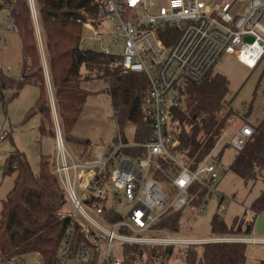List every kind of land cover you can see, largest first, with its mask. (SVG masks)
I'll use <instances>...</instances> for the list:
<instances>
[{
  "label": "built area",
  "instance_id": "built-area-1",
  "mask_svg": "<svg viewBox=\"0 0 264 264\" xmlns=\"http://www.w3.org/2000/svg\"><path fill=\"white\" fill-rule=\"evenodd\" d=\"M27 1L40 41L38 1ZM0 8L9 10V23L14 24L9 1L0 0ZM98 18L97 25L85 23L93 32L90 40L102 42L98 26H107L109 34L114 33L112 43L121 40L123 71L142 73L149 81L142 110L150 135L143 143L120 140L91 156L77 157L68 147L51 97L57 146L53 169L73 207L72 224L53 264H125L126 244L187 247L241 242L264 246V238L254 230L248 235L186 238L154 227L169 210L188 205L189 189L195 182L218 194L221 166L217 148L226 142L236 151L243 150L253 135L249 123L224 132L209 155L191 170L179 160L183 152L178 148L171 108L182 106L188 87L216 73L227 56L249 70L260 65L264 58V0H98ZM4 31L0 21V46L6 43ZM105 51L111 54L110 48ZM6 136L2 132L0 140ZM132 147H142L144 155L124 152ZM88 195L105 201L88 202ZM119 203L125 204L127 213L118 209ZM108 205L123 217L116 221L105 217ZM217 211L226 215L223 204ZM76 222L86 227V239H80ZM29 256H34L35 264H44L39 252L0 258V264H26Z\"/></svg>",
  "mask_w": 264,
  "mask_h": 264
},
{
  "label": "trees",
  "instance_id": "trees-1",
  "mask_svg": "<svg viewBox=\"0 0 264 264\" xmlns=\"http://www.w3.org/2000/svg\"><path fill=\"white\" fill-rule=\"evenodd\" d=\"M8 1L14 19L13 27L18 31L22 43V64L19 78L0 71V101L6 100L8 91H12L11 99L17 97L26 85H38L41 94L37 109L42 115L39 130L41 134H47L46 124L53 125V113L36 25L27 0ZM37 1L53 96L68 142L72 140L73 126L80 118L86 102L87 93L81 86L82 67L99 59L97 52L82 47L85 23L98 24V0ZM91 56L95 58L90 59ZM108 81L117 124L114 144L130 139L136 143L145 142L150 135L148 121L142 110L149 86L146 75L121 69L111 74ZM229 85L226 75L213 73L203 82L188 87L182 106L171 108L172 122L177 128L178 148L183 152V162L191 170H195L209 155L224 132L234 128L236 120H242L232 105ZM252 126L253 135L243 150L236 151L229 168L245 183L256 180L264 182V118ZM132 128L135 129L129 135ZM51 133L55 136L54 130ZM124 152L144 155L142 147L128 148ZM4 171L15 174V181L3 201L0 258L22 257L39 252L44 264H53L63 236L72 224L73 212L67 208L71 202L53 169L50 157L41 156L40 170L36 174L26 154L14 150L5 160ZM189 192V202L185 208H201L213 195L199 181L190 187ZM219 199L218 208L222 204ZM87 200L93 203L105 201L92 195H88ZM185 208L169 210L154 227L179 233ZM251 210L256 215L264 212V190L253 202ZM103 214L111 221L123 217L109 205L105 206ZM75 228L80 233V239H86L83 232L86 227L76 222ZM253 230L254 220L247 219L246 214L227 223L217 211L211 219L213 236L248 235ZM247 246L241 242H211L187 247L126 244L123 246V255L125 264H166L177 250L184 264H245Z\"/></svg>",
  "mask_w": 264,
  "mask_h": 264
},
{
  "label": "rangeland",
  "instance_id": "rangeland-1",
  "mask_svg": "<svg viewBox=\"0 0 264 264\" xmlns=\"http://www.w3.org/2000/svg\"><path fill=\"white\" fill-rule=\"evenodd\" d=\"M8 16L9 10L0 8V21L5 29L3 38L6 40V43L0 46V71L14 78H19L22 64V43L18 31L14 30L13 24L9 23ZM98 29L104 36L102 42L91 41L90 37L93 36V32L88 28L84 29L83 34L82 47L97 52L99 59L89 63V65L84 64L81 70L83 78L81 86L87 93L86 102L80 118L73 126L72 140L68 142L66 140L69 149L77 157H82L86 151L88 152L92 148L97 150L103 147H111L117 137V124L113 114L108 78L111 74L118 73L122 69L121 40L114 44L112 43L114 33L109 34L107 26H98ZM106 48L111 49V54L106 53ZM9 66L11 67L10 71L7 70ZM218 69H221V74L230 76L227 77L230 81L229 89L231 98L233 97V107L243 110L244 106H252L257 93V81H255L254 74L252 75L256 69L249 70L250 75L247 70H240L230 58H225L223 65ZM239 72H247L248 76L237 85L241 76ZM47 90L51 102L53 95L48 84ZM11 92L6 93L5 101H0V134L7 132L6 138L0 140V218L3 201L7 198L15 181V174H7L4 171L5 160L9 153L14 150L24 152L36 174L40 170L42 155L50 157L52 163L57 155L55 136L51 133L55 129L53 111V125L46 124L49 132L41 134L39 130L42 115L37 109V101L41 94V88L38 85H26L17 97L9 99ZM245 118L246 115H241L243 121ZM242 120H236L235 124H240ZM133 130H130L129 135ZM82 141L83 143H81ZM223 148L225 149L220 165L221 170H227L228 173L236 156V150L229 146L225 147L224 144L220 145L219 149L222 150ZM179 160L183 161V158L179 157ZM224 204L228 208L225 220L227 223H231L234 216L237 215L238 206L228 199H224ZM117 207L127 213L125 204L119 203ZM67 208L70 212L73 211L71 203ZM201 208L205 210L204 213H201ZM201 208L188 206L183 209L180 232H175L178 233V236L211 238L214 235L211 231V219L218 208L217 194L211 195L207 203ZM26 258V264H35L34 256ZM166 264H184V262L176 250Z\"/></svg>",
  "mask_w": 264,
  "mask_h": 264
},
{
  "label": "crops",
  "instance_id": "crops-1",
  "mask_svg": "<svg viewBox=\"0 0 264 264\" xmlns=\"http://www.w3.org/2000/svg\"><path fill=\"white\" fill-rule=\"evenodd\" d=\"M39 28H40V41L39 42H40V46H41L42 57L44 60V66H46L45 72H46L47 84L51 87V90H52L51 94L53 95V86H52V82H51V78H50V69L48 66L45 47H44V36L41 34L40 24H39ZM38 40H39V37H38ZM225 58H230V60H232L233 62H235L237 64V67L240 70H242V71L247 70V72L249 73V69H247L246 67H244L240 63H238L235 60V58H233L231 56H227ZM223 60L217 66L216 73L222 72L221 69H218V67L221 68V66L223 65ZM247 72L246 73L245 72L244 73L239 72L241 74V76H240V80L238 81L237 85H239L242 82V80L246 76H248ZM253 74L255 77V81H257V86H256L257 87V89H256L257 93H256V97L254 99V104L251 106L250 109L247 106H244L243 110L234 108L235 110H237L239 112L240 115H245L246 112L249 111V114L246 115L245 120L242 121L240 124H236L234 126V128L241 126L243 123H249L251 125H257L264 118V58H263L262 62L260 63V65L252 73V75ZM226 76H229V75H226ZM252 84H253V82H252ZM229 96L231 98V94ZM53 101H54V107H56L54 96H53ZM51 107H52V104H51ZM222 144H224L225 147L229 146L226 142H223L220 145H222ZM220 145H219V147H220ZM219 147L217 148L216 153L218 155L217 159H218V162L220 164L221 157L223 155L225 148H223L221 150V149H219ZM95 150H96L95 148L94 149L92 148L88 152L86 151V154H84L83 156H91L96 151H98L99 149H97L96 151ZM263 190H264V182L262 180H256L253 182L245 183L244 180H242L238 175H236L231 170H229L228 173H227V171H225L224 173L221 172V179H220V181L218 183V187H217L218 203L220 202L219 198H221V203L226 207V205L224 204V199H228L231 203H235L236 206H238L237 215L234 216L232 221L237 216H242V215L246 214L247 219L254 220V233L261 238H264V212L257 215L256 217H254V212L251 210V206H252L253 202L260 196V194ZM227 212H228V208L226 207V215H227ZM225 216H224V218H225ZM245 264H264V246L248 244L247 249H246V262H245Z\"/></svg>",
  "mask_w": 264,
  "mask_h": 264
},
{
  "label": "water",
  "instance_id": "water-1",
  "mask_svg": "<svg viewBox=\"0 0 264 264\" xmlns=\"http://www.w3.org/2000/svg\"><path fill=\"white\" fill-rule=\"evenodd\" d=\"M95 57L94 56H91L90 59H94Z\"/></svg>",
  "mask_w": 264,
  "mask_h": 264
}]
</instances>
